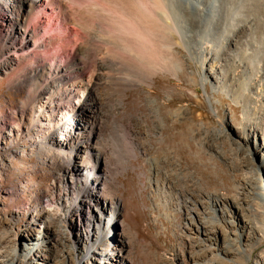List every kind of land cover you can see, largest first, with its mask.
Masks as SVG:
<instances>
[{
  "label": "rangeland",
  "instance_id": "obj_1",
  "mask_svg": "<svg viewBox=\"0 0 264 264\" xmlns=\"http://www.w3.org/2000/svg\"><path fill=\"white\" fill-rule=\"evenodd\" d=\"M81 1L65 2L68 7H77ZM197 1L206 7L207 0ZM221 1L222 7L213 13L214 17L208 15L206 8L195 22L202 24L200 31L191 28L192 20L184 12L177 13L171 22L178 25L187 41L195 34L198 37L210 34L206 36L211 40L217 32L219 37L222 30L210 23H229L230 27V23L258 22L261 30L250 33V40L238 48L228 47L231 55L226 62L221 57L226 39H218L217 45L205 40L206 47L212 51L217 48L220 58L214 54L198 58L199 55L194 54L192 64L179 72L164 65L170 63L172 52L164 48L161 38L150 53L143 54L144 58L116 59L114 69L102 72L94 58L105 56L103 39L108 38L105 31L111 30V26L104 23L97 12L85 13L93 25L91 31L64 18L58 0H35L34 10L15 26L7 23L0 7V235L9 236L4 243L9 249L5 257L7 263L57 262L50 257L55 230L42 224L37 215L45 209L54 210L46 194L60 171L54 162H42L36 152L43 139L39 130L42 125L46 131H58V123L73 110H79V99L90 103L91 89H95L101 101L94 142L100 150L104 149L108 158L106 194L119 201V207L113 206V209L124 222L123 227L115 223L103 238L98 233L93 235L98 241L95 253L100 257L112 252L123 253L117 264H194L195 251L203 254L204 264H219L213 260L220 256L213 244L215 241L212 245L209 241L201 245L197 239L204 237L194 228L187 229V214L195 212L192 201L186 210L185 207L176 209L177 205L173 206L170 200L168 207L164 206V194L160 197L156 186L165 177L164 164L158 168L161 170L158 181L155 183L150 178V169L159 160L180 181L182 196L190 201L200 192L226 197L230 210L248 207L250 218L263 229L264 235V170L261 167V174L257 171L264 148L256 149L244 138L249 122L264 123V70H259L256 64L254 48L260 45L258 40L264 39V0H247L244 6L233 3L239 0ZM212 28V32L207 31ZM14 32L16 37L10 39ZM31 34H36L37 40ZM78 47H82L83 53L76 55ZM184 53L182 49L180 53L175 52L177 56ZM76 57L92 62L84 75H75L66 82L51 80L56 68L67 66ZM11 59V66L6 69L4 64ZM204 60L205 74L210 67L217 70L221 76L219 83L206 79L202 71ZM122 86L127 87L125 91ZM52 95L54 102L61 105L60 112H52ZM155 106L158 112L154 111ZM61 149L60 145L54 146L53 152L61 155ZM251 157L253 162L246 164ZM83 172L76 173L77 179L80 176L77 181ZM198 198L206 200L204 196ZM95 205L91 211L86 208L82 214L65 218L68 230L60 244L59 264H75L76 254L84 256L87 253L84 239L88 240L85 224L90 222L95 233L97 224L110 216L109 208L104 211L100 203ZM210 220L215 224L224 223L219 212ZM95 253L90 252L86 259ZM44 255L48 258H43ZM229 258L234 260L233 264H258V260H264V240L260 244L251 243L245 252ZM104 262L102 264H106ZM96 263L97 260L93 261Z\"/></svg>",
  "mask_w": 264,
  "mask_h": 264
},
{
  "label": "bare ground",
  "instance_id": "obj_2",
  "mask_svg": "<svg viewBox=\"0 0 264 264\" xmlns=\"http://www.w3.org/2000/svg\"><path fill=\"white\" fill-rule=\"evenodd\" d=\"M65 1L66 0H58L57 3L58 6L61 7L62 13L65 15L64 18H66L68 21L79 23V25L83 26V28H85L86 30L93 29V25L90 24V21L87 19L85 13L97 12L99 18L104 23H110L109 25L111 26V30L105 31L106 33H108V38L103 37V42L105 45V49L103 50H106V53H104L105 56H103L102 54V57L94 58V61H96L97 65L101 67L99 69H102V72L103 70L110 71V69H112L116 64V59L123 61V59H126L128 56H130L129 58H131V56H133L134 58H144L145 55L143 54L150 53L151 48L157 44L159 38H161L164 48L167 51L172 52L170 63L164 65L172 67L178 72L184 70L185 67L192 64V62L194 61V54H197L196 56L199 55L198 58H202V56L204 57L207 54H209V56L214 54V57L220 58V55H218V52L216 51L217 48L215 49V51H212L211 48L205 46L204 41L209 39L207 38V36H210V34L207 35V33H205L206 31L203 32L205 34H202V37L200 35L199 37L195 36L196 34L191 35V39H188L187 41V38L185 39L183 33L179 31L178 25L171 22V20L177 13L184 12L189 14L188 16L192 20V23H190L191 28H196L200 31V27L202 26V24L195 22H198L199 17L205 13L206 8L209 12L208 15L211 16L213 15V13L218 11V9L222 7V5L219 3L220 0H207L206 7L203 5V2L198 3L197 0H82L81 4H79V6L77 5V7H68ZM245 2H247V0H239L233 3H235L237 6H244ZM81 6L82 9L80 8ZM0 7L4 11L5 20L7 21V23L15 26L17 23H21L24 20L29 11L34 10L35 0H0ZM191 7H193L192 9H194L193 12L191 11ZM229 11L230 10H228V12ZM224 12L225 11L223 10V13ZM220 17L222 18V14L220 15ZM257 23H230L231 28L227 26V24L229 23H210L214 25L213 27L216 26L218 27V29H221L222 32L219 37L217 35V32H215L214 34L212 33V38L211 40L209 39V41H213L216 44L218 42V39L219 41L221 40V38L226 39V43H223L224 47L221 53L222 59L226 62L230 60L231 55V49L229 50L228 47L238 48L239 45L249 41L250 38H248V36L250 35V33L261 30V26H259L260 24ZM260 23L263 22L260 21ZM21 30H23V28H21ZM207 31L212 32L213 28ZM28 35H30V33H28ZM262 35H264V30ZM10 36V39L13 37L15 38L16 32H14L13 36ZM85 36L87 37V35ZM31 37L36 39V34H31ZM258 41L260 42V45L254 47L256 52V64L259 70H264V39ZM100 42L98 41V43ZM196 45H198V50L195 49ZM181 49L186 53H184L182 56H177L175 52L180 53ZM81 52L83 53L82 47H78L76 50V55H79ZM238 52H240V50ZM90 62L83 59L77 60L76 57V59L67 66L56 68L55 71L51 73V80L54 82L57 80L66 82L75 75H84L87 72L88 67L90 66ZM11 64L12 59L7 60L4 64V67L7 69L11 66ZM93 64H95V62ZM202 71L205 74V60L202 62ZM205 77L206 79L212 78V81L216 83H219L221 81L219 72L217 70H213L212 67H210L209 72H206ZM126 88L127 87L124 86L122 90L125 91ZM90 93V103H86V100L81 102V100L79 99V110H73V113L71 115H69L65 120L60 121L58 123L59 125L57 126L58 131L54 132L51 129L46 131L45 128L42 127V125L40 126L39 130V133L42 135L43 139L42 144L39 146L36 152L39 154L42 162H54L57 166V169H59L60 171L58 179L50 184L46 194L50 202L49 206H53L54 210L45 209L37 215L42 224L53 227V229L55 230V237L53 241L54 249L50 253L51 258L57 259V262L55 264H59V262H61L57 257L60 254V244L63 241V235L66 234L67 227L65 218L82 214V212L86 210V208L88 211H91L95 203H100L104 211L106 207L109 208L110 216L108 217V219H106V221L103 218L102 223L100 222L97 224V232L95 233L93 231V225L91 228L90 222L85 224L86 228L84 231L86 234H88V240L84 239V241L86 242L85 246H87V253H85L84 256L76 254L77 258L75 264H93V261L96 260L98 264H102L104 261V263L106 264H117L119 257L124 256L123 253L112 252L106 256L102 254L103 256L100 257L101 255L95 253L96 249H94V246L95 244H98V241L96 240L97 236H95L94 238L93 235H96L98 233L103 238L107 231H109L115 223L119 222L123 227L124 222L116 216L115 210L113 209V206H115V209L119 207V201H115V197L106 194V184L107 180H109V172L107 171L108 158L106 153H104V149L103 151L100 150L99 146L97 147L96 142H94V138L97 135L99 125V122L96 119V115L98 114L99 109H101V101L100 97L95 92V89H91ZM31 94L32 93L29 94V97L31 96ZM72 96H70V98H74ZM53 98L54 97L52 95V102L55 101V99ZM60 109L61 105L54 102L52 106V112H60ZM154 111L158 112V107H156ZM248 124V132L246 131L244 134L246 143H253L256 149L261 146L264 148V123L260 121H251ZM238 135L242 136V134L239 133ZM58 145H60L62 148L60 152L61 155H57L53 152V147H57ZM239 148L241 147L239 146ZM250 154L251 153H248V155ZM253 160L254 159L251 157V161L249 162V160H246L245 163L251 164ZM161 164H164V170L166 174L159 185V183L156 182L158 181V174L161 172V170L158 169L160 168L159 166ZM261 167L264 170V154L262 155V160L257 168L259 174H261ZM150 170L152 172V176L150 177L151 181L152 179H154L160 197H162V194H164L165 199L162 197V200L165 201L164 206L166 208L168 207L167 201L170 200V202L173 203V206L177 205L176 209L182 210L183 207H185L186 210V208H189V203L192 201V205L195 207V212L190 211L187 214V229L191 231V229L194 228L197 230L198 234L204 237V239L202 240L197 239L199 241V244L201 245H207V241H209L212 245L213 240L215 241L213 244H215L218 248L220 256L214 258V262L216 261V263L218 262L219 264H233L234 260L229 258V256L235 255L239 252H245L247 250V247L251 245V243L260 244L263 242V229L258 227L250 218V211L248 207L240 206V208L234 207V209L230 210L227 209L228 199L226 197L220 198L213 195H204L200 192L196 194L195 199H191L189 201L188 197L182 196V185L180 184V181L175 176L173 171L168 170L167 166H165V163L159 160L157 165L151 167ZM81 171H84V174H82L81 179L77 181L80 176L77 179L76 173ZM68 179H74V181H69ZM188 191L189 189L186 190V194L188 193ZM199 195L202 196V198L203 196L206 197V200L198 198ZM218 212L220 213V218L223 219L224 223L222 224H215L210 220L217 217ZM204 214L207 216H205ZM206 218H208L209 220L207 221ZM95 219L97 220V218ZM37 231L41 232V230ZM7 237L9 236L0 235V264H9V262L7 263V261L5 260L7 253H9V249L4 246ZM38 237L41 236H37V238ZM90 237H93V240H91ZM124 242L126 241L124 240ZM228 242L229 244L227 246L226 243ZM195 248L196 246H194V249ZM10 249L14 250V248ZM92 251H94L95 254H93V256L89 258V260H87L86 258ZM122 251L124 252V250ZM201 256H203V254L195 251L193 252L192 258L194 264H204V258L201 259ZM43 258H48V256L44 255ZM257 262L258 264H264L263 259L260 261L258 260ZM35 263L39 262L35 260Z\"/></svg>",
  "mask_w": 264,
  "mask_h": 264
}]
</instances>
